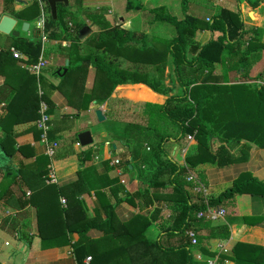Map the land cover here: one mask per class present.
<instances>
[{"label":"trees","instance_id":"obj_1","mask_svg":"<svg viewBox=\"0 0 264 264\" xmlns=\"http://www.w3.org/2000/svg\"><path fill=\"white\" fill-rule=\"evenodd\" d=\"M3 1L4 5L13 2V0ZM43 1L45 2L43 34L47 40L60 42V49L68 60L67 71L59 77L58 84L54 85L43 76L36 77L29 69L27 71L17 67V59L9 50L0 53V74L5 76L7 85L13 86L14 91L6 112L0 117L1 152L8 157L14 156V151L21 149L15 148L12 138L14 129L18 125L33 124L34 140H40L42 131L36 129L35 125L39 118L40 102L43 100L49 106V96L54 92L65 94L69 104L77 110L84 108L87 110L92 101L103 104L108 99L105 100V98L109 97L119 85L143 84L153 92L168 98L163 105L146 103L145 117L139 122L126 125L125 133L129 135V142L126 145L129 146L130 157L124 165L132 168H134L133 163H138L140 167L146 165L150 170L148 187L154 193L159 189L171 187L172 195L179 198L173 223L167 228L166 234L184 235L192 227L205 226L203 223L205 218L197 215L206 209V205L202 199H198L195 203L191 202L190 194L185 189L187 185L191 186V183L186 180L187 172L190 170L188 161L184 166L177 164L169 158L164 145L169 140L180 141L191 136L201 148L209 152L208 161L215 163L218 167L230 165L248 157L250 146L243 143L238 134L232 139L227 134L219 136L220 143L213 151H211V142L215 141L219 129L222 131L226 128L227 133L231 132L232 129L227 123L229 121L264 126V86L256 92H250L244 86L225 87L217 85L216 82L220 76L218 75L220 68H226L223 75L221 74L226 81L228 67L236 65L247 75L249 65L261 59L264 52V44L260 40L263 30L243 23L239 3L245 1L250 8L255 9L264 0H237L235 12L217 9L211 11L210 17L202 19L187 13V0H180L184 15L182 20L172 16L165 7L147 11L153 17L152 22H162L173 27L174 35L171 38L150 37L143 32L138 34L119 25L114 26L105 19L104 10L84 11L82 14L84 19L78 18L77 14L82 13L83 0H75L72 7L57 4L54 20L46 0ZM40 8L35 2L23 12L13 13V16L31 21L39 16ZM72 8L75 11H72ZM126 11H145V9L138 0H127ZM257 11L264 15V4ZM246 17L251 20L255 16L248 12ZM86 21L96 27L97 32L91 33L92 35L84 42L94 43L95 41L94 45L101 48L99 53L97 51L81 53L83 42L78 40V33L87 26ZM199 31L208 33V38L203 43L196 40V34ZM35 36L36 38H32L36 40L25 36L13 37L11 43L13 49L26 56L24 63L28 66L37 64L43 53L41 36L39 33ZM62 42H69V45L66 47ZM119 57L137 66H155L158 78H150L145 72L122 69L117 63ZM168 65L171 67L173 79L178 88V92L171 96L169 94L172 91L164 87L159 78L162 77ZM90 68H94L96 76L102 80L88 94L83 87ZM63 69L64 67L61 71ZM260 76L264 79V73ZM20 80L23 88L15 87ZM37 89L41 91V95H38ZM96 91L106 97H89L92 92L97 93ZM84 101L85 103H82ZM247 126L244 129H247ZM128 129H137V131ZM47 136L51 140L49 132ZM234 145L237 146V150L233 149ZM81 155H78L79 163L82 161ZM48 164L49 157L44 154L36 157L33 171L29 172L23 167L17 171L9 168L4 174L9 177L13 172L15 177H18L19 189L22 190V186H25L30 190L29 194L22 190L21 203L17 202L20 207L32 205L36 208L41 229H39V241L43 248L69 246V234L75 233L78 239L72 248L76 264H107L112 257L109 255L115 251L121 252L123 246H125L123 252L129 254L131 261L136 260L139 255L140 258L149 255L150 258L146 264H206L193 260L190 251L192 245L189 240L174 249L162 247L159 239L155 242L143 240L141 236L143 237V232L149 225L147 215H138L128 224H116L114 209L117 204L105 207L104 217L96 218L89 224L88 229L92 226L103 234L101 239L91 240L87 237L85 224L74 226L72 222L74 215L70 212V209L76 211L75 220L77 213L83 212L79 207L81 202L78 199L79 194L84 192L80 182L76 181L64 187L47 184ZM8 191L10 190L6 189L3 194H0L1 198ZM252 191L264 194V183L243 174L218 196L210 197L207 204L218 208L227 200ZM147 193L148 189L142 188L134 193H124V196L143 201L144 194ZM98 195L100 196V193ZM61 197L66 201L64 207L60 204ZM10 198H13L12 191L6 200L7 203L11 200ZM119 202L120 199L117 203ZM57 215H59L58 224L54 221ZM138 220L141 223L140 226H143V232L138 234L140 237L137 236V231L134 234L128 231L130 225ZM55 225H58L59 233L50 234L51 228ZM47 228L49 231L45 234ZM120 229H124L122 236L117 234ZM212 230L213 233L209 234L208 238L220 240L229 238L228 225L218 226ZM193 231L199 244L200 238L195 230ZM122 241L125 242L122 243ZM140 241L147 245L146 248L144 247L145 251L139 249ZM153 249L156 250L155 255ZM89 256L91 261L86 263L85 259ZM225 260H230L234 264H264V247L237 243L229 255L219 256L215 264H224Z\"/></svg>","mask_w":264,"mask_h":264},{"label":"crops","instance_id":"obj_2","mask_svg":"<svg viewBox=\"0 0 264 264\" xmlns=\"http://www.w3.org/2000/svg\"><path fill=\"white\" fill-rule=\"evenodd\" d=\"M74 1L75 0H68L70 7L74 5ZM108 1H110L112 7L115 8L116 16H120L121 23L128 27L136 24L139 28L138 30L149 36L171 38L174 34L170 33L166 26L152 22L153 17L147 11L158 7H165L168 12L178 20L184 18L180 0H138L143 8L147 10L146 12L148 14L145 11H126L127 1L124 0H83L81 3L82 13L77 14L78 18L84 19L82 15L84 11L104 10L106 12V7H101L99 3ZM32 4L33 2L28 0H13L12 3L4 5V1L0 0V19L6 15L17 20V24L14 28V30L18 32L17 37L23 36L24 33H28L25 37H31V39H33L32 37L36 38L35 33L37 34V29L35 27L34 31H31V23L34 24L35 22L36 26L38 19L44 17L45 3L41 4V12L37 20L34 18L33 22L32 20L27 21L13 16V13L23 12ZM263 4L264 2L259 7L252 9L245 1H241L239 3V11L241 20L244 24L263 30L260 40L264 44V15L257 11ZM236 7L237 0H187V13L198 19H201L200 16H197L198 14H202L203 17H207L206 15L208 14V17H210L212 15L211 11L227 9L234 12L236 11ZM122 8L127 12L125 15H122ZM71 10L75 11L73 8ZM116 11H118L119 14H117ZM248 12H251L255 17L249 20L246 17V13ZM261 20H263V22ZM24 23H28L29 25L27 32L22 31V25ZM18 26L21 28L20 30H17ZM13 37L16 36L3 35L0 33V53L6 50L10 52V49H12L11 43ZM207 38L208 33L206 31H199L196 34V40L200 43L205 42ZM45 42L52 44L47 52L49 61H46V64L51 65L54 70L47 75H52L50 82L56 85L59 82V77H61L58 75V72H62L61 70L65 66L66 58L60 56V48L55 49L56 45L60 44L59 41L46 40ZM62 44L67 47L69 42H62ZM41 58L44 61L43 56ZM26 59V56L22 55L20 59H17L16 66L28 71L29 66L24 63ZM225 69L226 68L219 69L218 75L220 76H218L217 85H223L225 87L237 85L244 86L247 88V91L250 92H256L261 86H264L263 76H260L264 73V52H262L259 61L255 63L252 62L249 65L247 75L244 74L243 69H239L238 66L232 65L226 70V81H224L221 74ZM46 70L45 68L42 71L43 77H45ZM257 82H261L262 84H258ZM86 84L88 85V82L85 80L84 91L85 93H89L86 91ZM18 86L23 88L21 80L18 81L15 87ZM12 87L7 85L5 76L0 74V117L6 112V107L13 95L14 91ZM142 88L148 87L143 84L119 85L113 90L109 98L101 104L104 105L105 109H102L101 105L99 106L96 101H92L86 113L77 110L73 105L69 104L67 96L62 92L51 94L49 96L48 106V113L51 121V129L49 130L51 141L57 142L58 148L61 146L60 138L64 133H67L68 130L65 128L63 130L59 129L63 121H70L74 119V117L79 119V116H85L88 124L92 125V117L90 115L93 114L94 118H96L94 111L97 109V105L105 117L104 123L111 122L113 119L112 114H114L112 106H118V102L120 101H123V105L124 102H128V104L136 107L137 112L134 115L132 114V116L135 117L137 121H141L142 118L145 117L144 105L146 103L163 105L168 98L165 95L153 92L149 88L148 91H150V93L156 94L155 96L157 98L155 100L139 97L138 91ZM83 95H81V98ZM171 95L172 94H169V96ZM123 99L133 101L143 100L147 102L129 103V101ZM109 106L110 108H108ZM110 111H113V113H110ZM131 113L132 112L122 111L121 109L120 114L124 117L122 119H126L127 123L124 124L120 141L111 137L113 140L110 146L104 143V139L108 138L109 134L113 133L105 130V125L97 127L95 130L100 144L97 146L80 147L76 135L73 136V134L69 132V135L65 136L68 140H66V145L63 147L64 149L54 154L55 160L51 159L49 161L47 169L49 170V174L52 173L55 175L56 184L54 185L58 187H64L76 181L80 182L84 192L79 194L78 199L81 202L79 207L83 212L77 213L76 220V211H71L70 209V212L74 215L72 219V222L75 224L74 226H82L85 224L87 227L85 229V231L87 230V237L91 240L97 241L103 237V234L92 226L88 229L89 224L96 218L104 217L105 207L117 204L114 209V220L116 224H128L138 215H147L149 217V225L144 232L143 226H140L141 223L139 220L130 225L128 231L131 233L133 232V234L137 231V236L143 232V237L141 236L143 240L155 242L159 239L162 247L174 249L188 241L185 235L186 233L184 235L166 234L167 228L173 223L174 213L178 206L177 203L179 198L172 195L171 187L159 189V191H155L154 193L152 189L148 187V171L147 174L143 173L145 167L139 169L138 163H133L134 168L124 165L125 161L130 157V149L129 146L126 145L129 142V135L125 133V126L129 123H135V121L129 120V114ZM227 123H229L228 127L232 129L231 132L227 133L226 128L222 131L219 129L217 133L218 138L216 137L217 139L215 138V141L211 142V151L216 149L219 145V136H226L225 134H227V136L232 139L236 138L238 134L241 141L250 146L248 157L245 160L218 167L215 163L208 161L209 152L201 148L193 138H191V140L189 139L190 141L187 138L180 141L169 140L164 145L166 153L174 162L184 166L188 161L187 164L190 165L189 171L203 186L204 193L202 194L194 191L192 182H190L191 186H186L185 189L189 192L191 202L193 203L197 202L198 199H202L203 203H205L210 197L218 196L243 174L250 175L264 183V126H257L253 123L245 124L243 122L242 124L238 121H229ZM80 124V132H76V134L88 130L85 129V124ZM246 125H248L247 129H244ZM33 127V124H24L15 127L12 137L14 146L17 149H21L14 151L15 153L12 158L10 156L6 157V159H4L6 162L0 165L2 166V168L0 167V194H3L6 189L10 190L4 194L3 198L0 196V264H76L72 246L78 239L77 234H69V246L43 248L39 241L41 229L39 228L38 212L36 208L32 205L20 207L17 202L20 201L21 203L20 197L22 196V190L26 191L27 194L30 193V190L26 189L25 186H22V190L19 189L20 184L17 182L18 177H15L13 172L9 177L4 175L9 168L17 171L20 167H23L31 172L35 169L36 157L44 155V147L40 144V141L34 140ZM240 132L242 133L240 134ZM1 137L2 136H0V139ZM91 137L93 140L92 135ZM91 145H93V143ZM22 147H24V149H22ZM233 149L237 150V146L234 145ZM0 153H3L1 149ZM79 154H82V161L80 163L78 158ZM110 160H112L111 163L106 165L107 161ZM7 163H9V166H7ZM106 166H109L110 170ZM12 181L14 182L12 183ZM142 188L148 189V193L144 194L143 201L139 199H129L124 196V193H134ZM11 191L13 193V198H10L11 200L7 203L6 200ZM98 193H100V196ZM102 195H104V197ZM61 199L64 198L61 197L60 200ZM118 199H120L119 203H117ZM218 209H222L225 212L223 217H219L215 220L205 218L203 222L205 226L190 228L195 230L197 236L200 238L198 246H191L192 248L190 251L194 261L215 264L219 256L229 255L237 243L264 247V194L254 191L241 194L233 199L227 200L223 205L218 206ZM54 221L57 224L59 223V215L55 216ZM223 225H228L230 234L228 239L220 240L219 238H208L209 234L213 233V228ZM57 226L58 225H55L51 228L50 234L59 233ZM62 229L64 230L63 227ZM45 231L44 229V232ZM48 231L49 229L47 228L45 234H48ZM123 233L124 229H120L117 232L118 236H122ZM123 242L125 241H122V243ZM145 246L147 245L141 241L138 244L140 250L145 251ZM2 247L10 249L3 250ZM124 248L125 246H123V249ZM123 249H121V252L119 250L111 253L109 255L110 257L112 256L111 260H109L107 264H146V261L150 258L149 255L143 258H140L139 255L136 260L131 261L129 254L123 252ZM153 252L155 255L156 250L153 249ZM224 264L234 263L230 260H225Z\"/></svg>","mask_w":264,"mask_h":264},{"label":"rangeland","instance_id":"obj_3","mask_svg":"<svg viewBox=\"0 0 264 264\" xmlns=\"http://www.w3.org/2000/svg\"><path fill=\"white\" fill-rule=\"evenodd\" d=\"M124 1H127V0H124ZM140 1V0H139ZM33 3H35V2H33ZM43 3H45L44 1H43ZM99 4H101V7H106V12L104 13V17H105V19L106 20H108L112 25H114V26H117V25H119L120 27H122V28H124V29H128V30H131V31H135V32H137L138 34H140L141 33V31L140 30H138L139 28H138V26L136 25V24H134V25H131L130 27H128V26H126V25H124L123 23H121V19H120V16H116V14H115V8H113L112 7V5L110 4V1H108V2H100ZM102 9V8H101ZM122 10V15H125L127 12L124 10V8H122L121 9ZM147 10H145V12H146ZM108 12V13H107ZM235 12V11H234ZM116 13L117 14H119L118 13V11H116ZM147 13V12H146ZM148 14V13H147ZM173 14H175V15H177L176 13H173ZM197 16H200V18L202 19V17H203V15L202 14H198ZM207 17H208V14L206 15ZM204 18V17H203ZM34 20V19H33ZM33 20H32V22H33ZM36 20H37V18H36ZM35 20V21H36ZM207 21V20H206ZM87 22V21H86ZM156 23H158V24H160V25H163V26H166L168 29H169V31H170V33H172V34H174V29H173V27H171L170 25H168V24H166V23H162V22H156ZM20 26V25H19ZM17 27V30H20L21 28L20 27ZM87 26L91 29V32H92V34H95L96 32H97V28L96 27H94V26H92V25H90V23H88L87 22ZM35 22H34V24L33 23H31V31H34V29H35ZM21 34H23L22 32H20ZM91 34V35H92ZM25 35H28V33H24L23 34V36H25ZM35 35H36V33H35ZM151 35H152V31H151ZM36 37V36H35ZM90 37V36H89ZM88 37V38H89ZM150 37H153V36H150ZM31 38V37H30ZM92 38V37H91ZM86 41V40H85ZM94 43H95V41H94ZM94 43H92V42H83L82 44L83 45H81V53L82 54H88L89 52H92V51H97L98 53L101 51V48H98V47H96V45H94ZM45 45V46H44ZM60 44H57L56 45V47H55V49H59L60 48V46H59ZM43 46H44V48H43V53H42V56H43V58H44V63L46 64V61H49V58H48V56H47V52L49 51L48 49L52 46V44L51 43H46V42H44L43 43ZM60 52H61V54H60V56L62 57V58H65V54H63L62 52L63 51H61V50H59ZM41 56V57H42ZM56 58V57H55ZM118 59V64H119V66L122 68V69H128V70H132V71H140V72H145L150 78H158V73H157V70H156V68H155V66H152V65H134L133 63H131V62H129L128 60H125V58L123 59V58H121V57H119V58H117ZM66 61V60H65ZM64 66V65H63ZM44 67L47 69L46 71H45V79L48 81V82H50L51 81V77H52V75H50V76H48L47 74L49 73H51L54 69L52 68V66L51 65H49V64H46V65H44ZM43 67V69H41V72H40V75L38 76V77H42V71L45 69ZM60 67H62V66H60ZM95 69L94 68H90L89 69V71L87 72V75H86V78H85V80L88 82V85L86 84V86H87V88H86V91H88L89 93H90V90L91 91H93V89L97 86V85H99V83L101 82V80H102V78H99V77H97L96 76V73H95ZM54 78H55V76H54ZM159 78H161L160 80H161V83L163 84V86L164 87H166V88H169L172 92L170 93V94H175V93H177L178 92V89H177V86H176V82L174 81V79H173V74H172V72H171V67L168 65V66H166V68L164 69V72H163V74H162V77H159ZM58 79V78H57ZM55 80V79H54ZM103 81H104V79H103ZM51 83V82H50ZM258 84H261V82H257ZM92 85V86H91ZM94 87V88H93ZM84 88V87H83ZM149 89L148 88H142V89H140L139 91H138V96L139 97H142V98H146V99H150V100H155L157 97L153 94V93H150V91H148ZM37 91H38V95H41V91L40 90H38L37 89ZM97 92V91H96ZM54 93H57V92H54ZM88 93V94H89ZM97 96H100V97H106V95H103V94H101V93H95V92H92V94H90V96L89 97H97ZM107 98H109V97H106L105 98V100L107 99ZM123 100H126V101H129V103H143V102H147V101H143V100H136V101H133V100H128V99H123ZM43 101V100H42ZM45 102V101H44ZM97 102V101H96ZM84 103H85V101H84ZM99 104V103H98ZM99 106H100V104H99ZM98 105H97V109H100V108H98L99 107ZM101 108L102 109H105L104 108V105H101ZM108 108H110V106L108 107ZM112 108H113V111H114V114H112V117H113V119L111 120V122H107V123H104V121H102V122H100V121H98L97 120V118H94V115L93 114H91L90 116L92 117V125H89L88 124V121H87V119H86V117L85 116H79V119H77L76 117H74V119H72V120H70V121H63V123L59 126V129H61V130H63L64 128L65 129H68L67 130V133H64V135H62L61 136V138H60V140H61V146L59 147V148H57V150L55 151V154L58 152V151H61V150H63L64 148V146L66 145L65 143H66V140H68V138H65V136H67V135H69V132H70V134H73V136H75L76 135V138H77V135L79 134H76V132H80L79 130H80V126H81V124L80 123H82V124H85L86 125V128L85 129H88V130H86V131H89L90 133H91V135L93 136V140H94V142H93V145H90V146H94V145H100L99 144V140L97 139V136H96V134H95V130L97 129V127H101L102 125H105V130H107L108 132H112L113 134H109V136H108V138H106V139H104V143H107L108 144V146H110L111 144V142H112V138L114 137L116 140H119L120 141V139L122 138V135H121V133H122V131H123V127H124V124H126L127 123V120L126 119H122V118H124V117H122V114H120L121 113V109H122V111H128L129 113L130 112H132L131 114H129V120L130 121H135V122H139V121H137V119L135 118V117H133L132 116V114L134 115V114H136V112H137V108L136 107H133L132 105H130V104H128V102H124V105H123V103L122 102H118V106H112ZM79 111H81V112H83V113H86V108H84V109H79ZM113 111L111 112L110 111V113H113ZM119 111V112H118ZM49 114V113H48ZM75 116V115H74ZM135 119V120H134ZM105 120V119H104ZM49 126H50V129H51V121H49ZM107 126V127H106ZM88 127V128H87ZM126 127V126H125ZM83 128V129H84ZM128 130H131V131H137V129H128ZM121 135V136H120ZM64 136V137H63ZM112 137V138H111ZM65 138V139H64ZM188 139V138H187ZM189 140V139H188ZM191 140V139H190ZM189 140V141H190ZM7 156V155H6ZM6 156L3 154V153H0V165H3L6 161L4 160V159H6ZM11 158L13 157V156H10ZM55 160V158L54 157H51V158H49V161L50 160ZM111 161L112 160H110V161H107V164L106 165H109L108 163H111ZM10 163V162H9ZM9 163H7V166H9ZM1 168H2V166H0ZM109 170H110V167L109 166H106ZM115 168V167H114ZM141 167L139 166V169H140ZM5 170V169H4ZM147 171H148V175L150 174V170H148V168L145 166V169H143V173H145V174H147ZM3 172V171H2ZM190 174H191V172H190ZM191 176L192 177H194L195 178V176L193 175V174H191ZM3 179H5V178H3ZM186 180L188 181L189 180V175L186 177ZM198 181V180H197ZM188 182H191V181H188ZM199 182V181H198ZM193 183V182H192ZM200 183V182H199ZM193 185H194V191L196 192V193H204V189H203V186H200V187H202V191H200V192H197L196 190H195V188H196V184H194L193 183ZM229 188V187H228ZM66 205V204H65ZM65 205H63V207L65 206ZM62 206V205H61ZM186 235V234H185ZM7 237V236H6ZM198 241L196 240V244H195V246L196 245H199L198 243H197ZM194 246V247H195ZM192 248V247H191ZM2 249L4 250H7L8 248H3L2 247ZM10 249V248H9ZM8 249V250H9Z\"/></svg>","mask_w":264,"mask_h":264},{"label":"built area","instance_id":"obj_4","mask_svg":"<svg viewBox=\"0 0 264 264\" xmlns=\"http://www.w3.org/2000/svg\"><path fill=\"white\" fill-rule=\"evenodd\" d=\"M28 1L37 2L40 7H41V4L43 3V0H28ZM43 24H44V18L40 17L36 23V29H37V33H39V35L41 36V41L44 43L47 40V38H46L45 34H43ZM69 26H70V24H69ZM10 53L12 54V56L15 59H20L22 56L17 50H15L13 48L10 49ZM44 65H45V63H44L43 59L40 58L37 64L29 66L28 69L33 75L38 77L40 75L41 69H43ZM48 110H49L48 105L45 102L41 101L39 111H38L39 118L36 120L35 125H36V129L42 131V135H41V138L39 141H40V144L44 147V154L47 155L49 158H51L54 156L55 151L58 148V143L49 140V138L47 136V133L50 130V126H49L50 117L48 114ZM187 138L191 139L192 137L188 136ZM188 175H189L188 181H191L197 185L195 190L197 192L202 191V187H200L202 185L197 181L196 178L191 176L190 171L187 172V176ZM46 183L47 184H56L55 175L52 173L48 174V179L46 180ZM60 202L62 205L66 204L65 199H61ZM204 204L206 205V209L204 211L198 213V215H197L198 217H200V218L204 217V218L209 219V220H215L219 217L224 216L225 212L222 209L210 207V206H208L207 202H205ZM186 238H187V240H189V242L192 246H195L196 237H195V233L192 229L187 230ZM90 261H91V257H87L85 259L86 263H89Z\"/></svg>","mask_w":264,"mask_h":264},{"label":"water","instance_id":"obj_5","mask_svg":"<svg viewBox=\"0 0 264 264\" xmlns=\"http://www.w3.org/2000/svg\"><path fill=\"white\" fill-rule=\"evenodd\" d=\"M49 9H50V15L52 17V19H56V6L57 4H63L64 6H68L69 2L68 0H46ZM17 24V20L4 15L1 19H0V33L3 35H12V36H18V32H16L14 30L15 26ZM28 23H24L22 25V31L27 32L28 30ZM91 29L88 26H84L78 33V40L80 42H84L90 35H91ZM67 66H68V60H66L65 62V66L63 71L60 73L58 72L59 76H63L64 74H66L67 71ZM94 114L97 118L98 121L102 122L104 121L105 117L102 114L101 109H96L94 111ZM77 140L78 143L80 145V147H87L90 146L93 143L91 134L89 131H83L81 133H79L77 135Z\"/></svg>","mask_w":264,"mask_h":264}]
</instances>
